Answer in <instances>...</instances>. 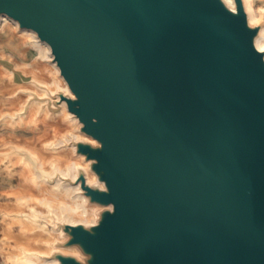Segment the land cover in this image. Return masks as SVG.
Instances as JSON below:
<instances>
[{
  "label": "water",
  "instance_id": "1",
  "mask_svg": "<svg viewBox=\"0 0 264 264\" xmlns=\"http://www.w3.org/2000/svg\"><path fill=\"white\" fill-rule=\"evenodd\" d=\"M0 0L52 50L106 209L87 262L264 264V51L243 0Z\"/></svg>",
  "mask_w": 264,
  "mask_h": 264
},
{
  "label": "bare ground",
  "instance_id": "2",
  "mask_svg": "<svg viewBox=\"0 0 264 264\" xmlns=\"http://www.w3.org/2000/svg\"><path fill=\"white\" fill-rule=\"evenodd\" d=\"M222 1L229 9L236 11L235 0ZM243 3L249 24L255 25L261 21V28L254 39V43L258 50L264 51V7L255 8L253 0H243ZM0 19L3 22V25H0V29L5 30L6 23L13 18L2 14ZM13 24L17 25L19 23L13 19ZM20 31V33L15 31L19 37H22L20 39L36 47L40 52V57H44L51 64L44 63L37 69L41 73V76L38 74L37 76L46 83V88L38 90L39 97L32 101L30 111L32 115L40 111H43L47 115L46 100L47 98H51L52 94L60 93L70 97H75V95L61 74L50 45L42 41L32 29L22 28ZM24 67L26 66L24 65ZM49 71H53L58 76L56 82L50 76L45 77V75L49 74ZM3 72L10 77L16 76V73L8 68H4ZM21 99L20 97L18 100ZM57 100L61 103L60 107H62L63 116H69L70 118L63 123H52L53 125L49 123L51 127L54 126L61 133L60 136L51 137L47 136L52 134L46 133L45 135L47 136L43 134V138L45 139L42 142L52 150L35 149L34 144L31 142L30 148L32 151L37 152L38 161L35 163L34 160H31V162L25 163L20 174L25 184L17 191L8 192L18 202L12 201L4 208L7 215L16 212V216L21 219L20 221L18 218L13 217L8 227H6L4 235L14 240L20 246H29L30 243L29 247L22 248V254L26 257L24 261L26 264H60V260L55 256L56 252L60 250V243L64 240L55 231V226L60 223L89 226L98 222L96 206L89 202V197L85 194L81 181H79L81 169L85 171L89 185L95 186L94 184L98 180L95 174L89 170L90 160L86 161L83 159V155L76 154V151L77 142L80 139L88 140L93 146H100V143L93 137L80 133L77 130L76 123L81 125V122L77 116L68 109L66 101L62 100L59 95ZM20 107L22 109L23 104ZM39 137L38 139L41 141ZM6 157L0 155V163ZM22 161L23 157L19 155L14 164L19 166ZM98 187L102 190L107 189L103 181L98 182ZM108 208L112 209L113 205H109ZM46 213L51 214V217L44 219L46 227L43 228L37 224L35 219ZM17 224L20 225L21 231H25L27 236L24 234L16 235L12 232V226ZM50 225L54 228H50ZM62 252L73 254L77 258L82 259V253L77 247H71L70 249L62 248ZM10 253L11 251L7 249V258L11 256ZM18 255H20L19 251Z\"/></svg>",
  "mask_w": 264,
  "mask_h": 264
},
{
  "label": "rangeland",
  "instance_id": "3",
  "mask_svg": "<svg viewBox=\"0 0 264 264\" xmlns=\"http://www.w3.org/2000/svg\"><path fill=\"white\" fill-rule=\"evenodd\" d=\"M253 6L255 8L264 7V0H253ZM8 22L6 23L5 30L0 29V155L7 156L4 161L0 163V264H26L24 263L26 257L22 254V248L29 247L30 243L29 246H20L14 240L4 235V231L11 222V219L13 217L18 218L16 212L7 215L4 209L10 202H18V200L10 196L8 192L17 191L25 184L20 175L25 163L31 162V160H34L35 163L38 161L37 152L32 151L30 148L31 142L34 144L35 149L52 150L48 145L43 143V139H45L43 138V134L44 136H47L45 135L46 133L52 134L47 137L60 136L61 133L57 131L54 126L51 127L50 124L66 122L70 117L63 116V110L62 107H60L61 103L57 100L60 93L52 94L51 98H47V115H45L43 111L34 115L30 113L32 101L39 97L38 90L46 88V83L37 76V74L41 76V73H39L37 69L44 63L48 65L51 64L48 63V60L44 57H40V52L36 47L25 43V40L20 39L22 37H19L15 33V31L21 32L20 30L22 28L19 24L14 25L13 19H10ZM2 23L0 19V25H3ZM256 25L261 26V21L252 26ZM12 61H14V63H12ZM24 65L26 67H24ZM4 68L14 71L16 76L10 77L8 74L6 75V73L3 72ZM48 76H50L54 82L57 81L58 76L53 73V71H49V74L45 75V77ZM20 97L22 99L18 100ZM22 104L23 108L21 109L20 105ZM76 124L77 130L80 133L86 134L81 130V125H78V123ZM38 137L41 141H39ZM79 142L90 143L88 140L84 139H80ZM76 154L79 153L76 151ZM19 155L23 157V161L19 166H16L14 162ZM83 159L89 161L85 155H83ZM91 166L90 161L89 170L95 174L99 182V178L92 170ZM81 173L86 176L85 171L82 169ZM50 181L53 182L52 180ZM98 182L94 184L97 187ZM89 202L96 206L97 220L104 210L108 209V207L92 202L90 199ZM46 217H51V214L46 213L42 216L40 215L35 221L40 227L45 228L46 224L44 219ZM18 219L21 221L20 218ZM50 228L54 227L50 225ZM55 231L64 239L60 243V250L57 251L56 254H65L62 252V248L70 249L71 247H77L82 253V259H78L86 263L89 258L88 254L84 253L77 245H67L70 237L65 231V224L60 223L55 226ZM12 232L16 235H26L25 231H21V227L18 224L12 226ZM7 249L11 251V256L9 258H7L6 255ZM18 251L20 255H18ZM66 255L75 256L70 253Z\"/></svg>",
  "mask_w": 264,
  "mask_h": 264
}]
</instances>
